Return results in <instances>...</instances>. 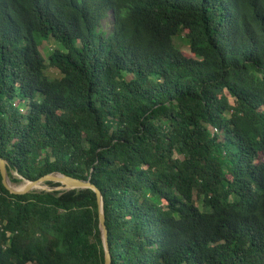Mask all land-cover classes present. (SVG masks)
I'll list each match as a JSON object with an SVG mask.
<instances>
[{
	"label": "trees",
	"instance_id": "16d2710c",
	"mask_svg": "<svg viewBox=\"0 0 264 264\" xmlns=\"http://www.w3.org/2000/svg\"><path fill=\"white\" fill-rule=\"evenodd\" d=\"M0 158L90 178L111 264H264V0H0ZM0 264H105L96 192L0 170Z\"/></svg>",
	"mask_w": 264,
	"mask_h": 264
},
{
	"label": "water",
	"instance_id": "95a60500",
	"mask_svg": "<svg viewBox=\"0 0 264 264\" xmlns=\"http://www.w3.org/2000/svg\"><path fill=\"white\" fill-rule=\"evenodd\" d=\"M0 170L3 176L4 185L11 193L14 194H25L30 192H38L42 190H46V191L59 190L61 193H64L72 189H78V190L86 189V188L93 189L97 194L98 203H99V224H100L101 234L103 238V245L105 250V264H111V252H110V246L108 240V230L105 223L106 219H105L104 199L101 190L94 183H92L90 178L88 179L77 178L58 171L48 173L36 180H29L19 175L25 181H29L32 183L47 184V185L49 184V182L59 183L58 185L53 186L54 189H50L48 187V188H43L42 190L40 189L20 190L17 188L18 185L13 184V181L9 174V170L7 168V161L2 158H0Z\"/></svg>",
	"mask_w": 264,
	"mask_h": 264
},
{
	"label": "rangeland",
	"instance_id": "374dc122",
	"mask_svg": "<svg viewBox=\"0 0 264 264\" xmlns=\"http://www.w3.org/2000/svg\"><path fill=\"white\" fill-rule=\"evenodd\" d=\"M174 41H175L176 45L181 48V50L183 51V53L186 56L194 57V54L192 53L190 46L188 45V42L186 41V39L184 37H176L174 39ZM56 47H57V43L53 39H49V40L42 42L40 49H41L42 53L44 54V56L47 57L49 50L55 49ZM47 73L52 77L58 75L55 68L50 67V66L47 68ZM231 100H233V99L231 98ZM9 174L11 176L13 184H15V185H20V184L26 182L24 179H22L19 176L18 172L15 170L9 171ZM15 179H16V181H15ZM54 183H57V182H54ZM48 186L50 189H54V187L52 185L48 184ZM40 190H42V189H40ZM198 203H199V200H198Z\"/></svg>",
	"mask_w": 264,
	"mask_h": 264
},
{
	"label": "bare ground",
	"instance_id": "6f19581e",
	"mask_svg": "<svg viewBox=\"0 0 264 264\" xmlns=\"http://www.w3.org/2000/svg\"><path fill=\"white\" fill-rule=\"evenodd\" d=\"M49 186L47 184H39V183H32L29 181H26L20 185H18V189L20 190H29V189H43L48 188Z\"/></svg>",
	"mask_w": 264,
	"mask_h": 264
}]
</instances>
